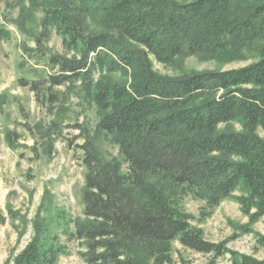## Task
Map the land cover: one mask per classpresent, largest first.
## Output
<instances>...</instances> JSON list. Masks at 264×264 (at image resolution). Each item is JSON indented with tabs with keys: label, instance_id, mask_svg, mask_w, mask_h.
Instances as JSON below:
<instances>
[{
	"label": "trees",
	"instance_id": "trees-1",
	"mask_svg": "<svg viewBox=\"0 0 264 264\" xmlns=\"http://www.w3.org/2000/svg\"><path fill=\"white\" fill-rule=\"evenodd\" d=\"M19 3L20 33L35 12L41 21L34 47L23 48L28 67L17 85L49 118L37 133L23 128L46 156L64 131L81 141L75 147L84 170L83 219L63 235L83 248L85 264H172L175 241L195 254L228 256L230 264H264L224 242H207L179 209L188 196L208 211L234 198L250 224L264 217V140L257 134L264 132V0H28L27 9ZM50 30L66 55L48 49ZM10 38L0 26V42ZM252 50L259 59L245 67L174 78L157 74L150 61L227 63ZM231 123L240 131L220 130ZM18 141L14 132L5 135L11 150ZM29 150L39 157L36 146ZM32 229L4 264H56L66 255L40 220ZM257 244L264 248V237Z\"/></svg>",
	"mask_w": 264,
	"mask_h": 264
},
{
	"label": "rangeland",
	"instance_id": "rangeland-1",
	"mask_svg": "<svg viewBox=\"0 0 264 264\" xmlns=\"http://www.w3.org/2000/svg\"><path fill=\"white\" fill-rule=\"evenodd\" d=\"M19 1L28 8V0H0V26L11 33L9 41L0 42V264L16 256L29 242L35 220H40L47 232L57 236L67 247L66 255L59 257L56 264H85L81 257L83 248L75 242H66L63 235L73 232L75 221L83 219L84 170L79 161L80 152L75 147L81 141L74 139L76 132L64 131L54 143L51 154L46 156L43 144L39 140L36 142L23 128V124H28L37 133L49 118L36 106L28 89L17 85L18 78L25 75L28 67L22 57L23 48L34 47L32 36L39 33L41 21V14L35 12L26 25L27 33H20L14 24L22 6ZM174 1L187 3L192 0ZM256 44L253 49L261 46L260 42ZM47 47L52 53L67 54L52 30ZM257 50L245 53L243 61L227 63L199 61L195 57L176 59L170 65L159 64L152 57L150 61L157 74L174 78L245 67L259 59ZM21 63L25 69H21ZM88 118L93 120L91 114ZM225 128L240 131L236 123L220 126V130ZM8 132L19 137L17 150L8 148L5 142ZM257 134L264 140L262 130H257ZM32 146L37 148V159L29 150ZM103 151L116 155V150L109 146L104 145ZM179 209L192 218L191 225L202 231L207 242H224L231 251L264 259V248L257 244V238L264 237V217L250 224L234 198L208 211L202 202L188 196L180 201ZM24 219L26 223L22 222ZM170 256L172 264H230L228 256L213 259L195 254L176 241L171 245Z\"/></svg>",
	"mask_w": 264,
	"mask_h": 264
}]
</instances>
